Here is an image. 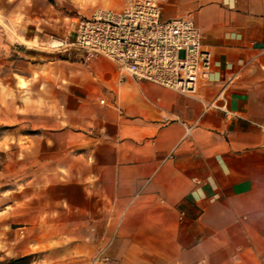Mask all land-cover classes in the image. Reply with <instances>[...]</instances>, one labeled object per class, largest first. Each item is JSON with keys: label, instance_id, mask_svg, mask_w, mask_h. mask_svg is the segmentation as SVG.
<instances>
[{"label": "crops", "instance_id": "crops-1", "mask_svg": "<svg viewBox=\"0 0 264 264\" xmlns=\"http://www.w3.org/2000/svg\"><path fill=\"white\" fill-rule=\"evenodd\" d=\"M174 16H190L212 53L197 94L98 72L114 108L84 188L108 212L101 264H264V0H166ZM71 226L50 257L88 264L96 233Z\"/></svg>", "mask_w": 264, "mask_h": 264}, {"label": "rangeland", "instance_id": "rangeland-1", "mask_svg": "<svg viewBox=\"0 0 264 264\" xmlns=\"http://www.w3.org/2000/svg\"><path fill=\"white\" fill-rule=\"evenodd\" d=\"M110 5L0 0V258L31 253L32 264H63L47 246L66 234L64 224L69 232L77 224L96 233L97 256L88 264L109 260L104 198L84 188V176L90 145L107 139L101 127L113 107L98 72L117 64L61 41L79 17Z\"/></svg>", "mask_w": 264, "mask_h": 264}, {"label": "built area", "instance_id": "built-area-1", "mask_svg": "<svg viewBox=\"0 0 264 264\" xmlns=\"http://www.w3.org/2000/svg\"><path fill=\"white\" fill-rule=\"evenodd\" d=\"M165 1L125 0L120 9L99 7L79 17L75 37L61 45L82 50L88 57L103 55L137 80L195 95L211 78L212 53L190 16L163 17Z\"/></svg>", "mask_w": 264, "mask_h": 264}, {"label": "trees", "instance_id": "trees-1", "mask_svg": "<svg viewBox=\"0 0 264 264\" xmlns=\"http://www.w3.org/2000/svg\"><path fill=\"white\" fill-rule=\"evenodd\" d=\"M33 254H21L0 258V264H32Z\"/></svg>", "mask_w": 264, "mask_h": 264}, {"label": "bare ground", "instance_id": "bare-ground-1", "mask_svg": "<svg viewBox=\"0 0 264 264\" xmlns=\"http://www.w3.org/2000/svg\"><path fill=\"white\" fill-rule=\"evenodd\" d=\"M106 1H107V3H110L112 0H106ZM0 21L4 22V20H3L2 17H1V15H0ZM22 38H23V37H22ZM22 42L28 45L27 40H23ZM29 45H31V46H35L34 44H29Z\"/></svg>", "mask_w": 264, "mask_h": 264}]
</instances>
